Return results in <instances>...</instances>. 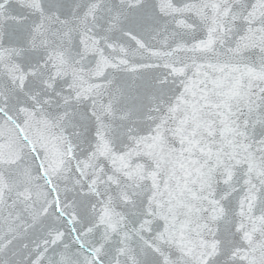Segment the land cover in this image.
Wrapping results in <instances>:
<instances>
[{
    "label": "snow or ice",
    "instance_id": "obj_1",
    "mask_svg": "<svg viewBox=\"0 0 264 264\" xmlns=\"http://www.w3.org/2000/svg\"><path fill=\"white\" fill-rule=\"evenodd\" d=\"M0 264H264V0H0Z\"/></svg>",
    "mask_w": 264,
    "mask_h": 264
}]
</instances>
